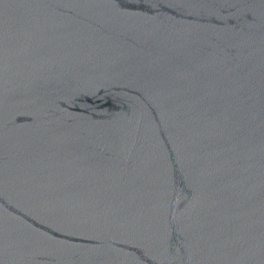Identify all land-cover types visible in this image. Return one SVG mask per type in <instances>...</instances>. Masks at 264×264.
Segmentation results:
<instances>
[{"label": "water", "instance_id": "water-1", "mask_svg": "<svg viewBox=\"0 0 264 264\" xmlns=\"http://www.w3.org/2000/svg\"><path fill=\"white\" fill-rule=\"evenodd\" d=\"M0 264H264V0H0Z\"/></svg>", "mask_w": 264, "mask_h": 264}]
</instances>
